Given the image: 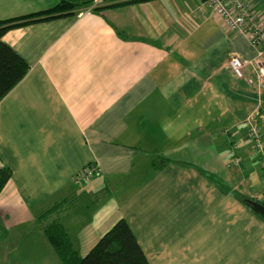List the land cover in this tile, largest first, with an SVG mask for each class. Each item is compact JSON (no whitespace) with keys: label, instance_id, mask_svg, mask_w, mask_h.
I'll use <instances>...</instances> for the list:
<instances>
[{"label":"crops","instance_id":"1","mask_svg":"<svg viewBox=\"0 0 264 264\" xmlns=\"http://www.w3.org/2000/svg\"><path fill=\"white\" fill-rule=\"evenodd\" d=\"M64 1L82 5L3 37L30 70L0 101V264H63L38 219L55 205L82 256L125 218L151 264H264V217L222 183L255 159V92L229 67L257 57L248 37L204 0H0V21ZM97 177L125 194L86 210Z\"/></svg>","mask_w":264,"mask_h":264},{"label":"trees","instance_id":"2","mask_svg":"<svg viewBox=\"0 0 264 264\" xmlns=\"http://www.w3.org/2000/svg\"><path fill=\"white\" fill-rule=\"evenodd\" d=\"M81 5H74L64 1L51 9L0 21V101L26 77L30 70L29 63L11 45L4 41V35L16 27L47 21L67 14ZM102 8L94 7V11ZM11 177L12 169L5 165L1 166L0 193ZM248 205L252 208V205ZM61 207V205L51 207L42 212L38 219L42 222L45 215L48 214V217L49 215L51 217L59 208L62 209ZM44 229L63 264H151L133 229L125 218L119 219L84 256L78 253L70 235L60 220L55 218L49 221V224Z\"/></svg>","mask_w":264,"mask_h":264},{"label":"built area","instance_id":"3","mask_svg":"<svg viewBox=\"0 0 264 264\" xmlns=\"http://www.w3.org/2000/svg\"><path fill=\"white\" fill-rule=\"evenodd\" d=\"M204 1L214 9L228 28L246 35L256 49L258 54L255 59L249 60L235 55L230 58L229 67L238 78L244 79L250 86L257 87L259 94L264 93V11H259L257 4L250 0ZM200 10H203V7ZM248 126L249 138L252 142H257L256 148L261 151L264 159L263 142L260 143L263 138L260 126L253 125L252 121L248 122ZM97 172L98 168L94 164L87 165L78 171L74 180L80 183Z\"/></svg>","mask_w":264,"mask_h":264},{"label":"rangeland","instance_id":"4","mask_svg":"<svg viewBox=\"0 0 264 264\" xmlns=\"http://www.w3.org/2000/svg\"><path fill=\"white\" fill-rule=\"evenodd\" d=\"M261 10H264V0H261ZM260 11V9H259ZM249 85V84H248ZM251 89H253L254 93V106L251 108V111L249 114H247V119H245V123L248 125L249 121L253 122V125H259L260 126V132L262 133V140H260V143L263 142V146H264V93L259 94L258 91L259 89L255 86H250ZM260 106V107H258ZM256 143L257 142H251V144H249L251 151L253 152V155L255 157V159L251 156L248 155L249 158H247V162H249V165L246 164V160L243 164L244 169L246 170V174H244L242 177L239 176V179L234 181V180H230L231 181V185L228 182H222L224 185L226 186H233L234 184L237 185L236 189L234 190L235 193H237L239 195V198H242V200H244L246 203H249V200L252 198H255L254 200L259 201V202H264V194H261V190L264 189V159L263 156L261 154V151L257 150L256 148ZM255 145V147H254ZM225 147L223 148V151H225ZM229 155H231L232 157L230 158H236L237 159V155H235V151L232 148V146L229 143ZM235 152V153H234ZM226 161L230 162L231 164H233L235 166V168H239L240 167V163H236L234 160H231L229 158L226 159ZM98 168V167H97ZM99 170V168H98ZM262 172H260V171ZM98 173V172H97ZM95 174L93 176H91L88 179H85L84 181L80 182V185H85L87 182H89L92 179H95V176H98L99 174ZM240 173H243V171H240ZM75 181V180H74ZM102 181L101 178H96V183L99 182L97 185L94 184V186L92 187H87L84 188V191L86 193V196H84V198L86 199V203L84 204H89V207H86L84 205V208L86 210L88 209H92L98 206H103V205H109L111 202L115 201L117 199V195H123L125 194L124 190H119L117 189H111V185L113 186V184L111 182H100ZM240 182V183H239ZM75 183H77L75 181ZM119 185H125V182H119L116 183ZM108 187V189H106ZM256 188V189H253ZM102 190V194L97 196L98 193ZM92 192H94V195L92 194ZM253 192V193H252ZM97 196V197H96ZM251 196V197H248ZM260 199V200H259ZM248 202H247V201ZM253 200V199H252ZM247 204V205H248ZM97 205V206H95ZM249 206V205H248ZM253 208V207H252ZM254 209V208H253ZM255 210V209H254ZM56 212H54L53 214H55ZM52 214V215H53ZM45 218L43 219V228H45V226L47 224H49V221H51L53 218L48 217V214L44 216ZM57 218V217H56ZM58 219V218H57ZM45 231V229H44ZM46 233V232H45ZM41 261V258H36L35 260H33L32 264H39V262Z\"/></svg>","mask_w":264,"mask_h":264},{"label":"water","instance_id":"5","mask_svg":"<svg viewBox=\"0 0 264 264\" xmlns=\"http://www.w3.org/2000/svg\"><path fill=\"white\" fill-rule=\"evenodd\" d=\"M250 205L264 217V203L256 201V200H249Z\"/></svg>","mask_w":264,"mask_h":264},{"label":"bare ground","instance_id":"6","mask_svg":"<svg viewBox=\"0 0 264 264\" xmlns=\"http://www.w3.org/2000/svg\"><path fill=\"white\" fill-rule=\"evenodd\" d=\"M209 6V5H208ZM94 7V6H93ZM212 8V7H211ZM223 23V22H222ZM247 201V200H246ZM248 202V201H247ZM50 209V208H49ZM51 211V210H50ZM54 211V210H53Z\"/></svg>","mask_w":264,"mask_h":264}]
</instances>
